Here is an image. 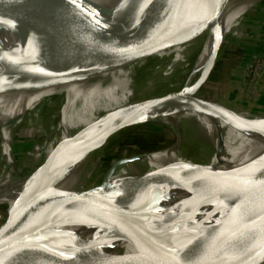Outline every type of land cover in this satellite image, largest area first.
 I'll use <instances>...</instances> for the list:
<instances>
[{
    "label": "water",
    "instance_id": "water-1",
    "mask_svg": "<svg viewBox=\"0 0 264 264\" xmlns=\"http://www.w3.org/2000/svg\"><path fill=\"white\" fill-rule=\"evenodd\" d=\"M15 3L21 5L23 18L14 21L0 12V30L12 27L21 29L27 41V52L15 54L0 42V92L52 84L154 56L191 32L196 22L193 17L200 8L213 15L226 6L228 0H129L119 11L100 9L84 0H66L65 7L53 12L49 7L51 0H0L2 6ZM192 4L195 7L191 8ZM79 9L91 11L96 16L87 23V19H84L86 15L81 18L77 14ZM55 26L75 28L77 32L70 36L59 33L60 48L43 56L38 50L41 37L48 33L57 35ZM252 65L251 62L247 68L243 87L246 86ZM212 67L205 71L202 82L192 94L186 93L183 86L162 96L129 102L106 114L105 120L94 123L71 143L60 166L57 165L56 155L60 144L58 141L51 154L48 157L45 154L42 162L33 170L15 217L0 224V264L264 263V159L240 173L205 174L203 177L207 181L199 176L201 182L213 186L211 191L215 195L226 193L240 197L237 202L240 207L228 221L223 224L196 223L182 227V223L177 222L180 218H176L172 220L176 222L175 229L162 234H125L140 252L139 256L128 257L105 251L116 250L119 241L117 233L105 232L101 237L102 246L71 236L48 235L57 228L96 217L134 218L140 225L142 219L138 217L139 220L134 213L141 202L138 198L136 201L104 204L100 200L86 205L82 202L100 192L114 189L117 183L119 192L123 193L163 182L171 169L182 170L184 174H188L191 169L185 163L175 162L164 166L156 174L134 181L121 183L112 179L120 164L142 155L139 154L114 160L101 182L84 191L68 192L53 187L60 172L62 174L67 168L79 163L119 130L152 122L149 118L156 112L183 101L207 105L218 113L223 109L228 113L225 115L227 120L235 125L252 127L264 121V109L252 115L254 117H246L233 110L242 112L237 108L195 95L209 77ZM120 114H129L134 120L110 132L113 127L111 117Z\"/></svg>",
    "mask_w": 264,
    "mask_h": 264
},
{
    "label": "bare ground",
    "instance_id": "bare-ground-1",
    "mask_svg": "<svg viewBox=\"0 0 264 264\" xmlns=\"http://www.w3.org/2000/svg\"><path fill=\"white\" fill-rule=\"evenodd\" d=\"M65 1L51 0L49 5L52 9L51 12L60 11L65 7ZM84 1L100 9L107 8L116 11L121 10L129 2V0ZM59 5L60 7H58ZM193 7L195 4L191 5V8ZM258 10L264 11V0H228L226 6L218 9L213 15L200 8L193 17L196 22L192 26L191 32L155 55L172 54L174 55L172 64H174L183 58L182 56L190 42L202 37L184 85L185 92L192 94L198 88V84L202 82L205 71L211 66H213L212 69L219 67L217 62L219 50L222 45L228 43L229 35L237 37L242 34L241 26L248 21L251 12ZM0 12L5 13L14 21L23 18V10L19 3L7 6L0 4ZM77 14L81 18L86 15L84 19H87V23L96 16L91 11H82L81 9L77 11ZM62 25H68V23ZM55 29L57 35L48 33L41 37L38 50L43 56L60 48L59 33L70 36L77 32L75 28L63 29L61 26H55ZM0 42L7 50L15 54L27 52V41L24 39L23 31L17 27L0 30ZM141 61L143 59L126 66L109 68L52 84L0 92L1 145L6 146L8 135H10V131L17 121L32 112L45 99L58 97V101L61 103L57 114L59 119L53 128L59 131V137L55 136L57 139L50 141L49 146L45 147V154L48 157L56 143L60 141L56 152L57 165L60 166L68 154L71 143L79 135L87 131L97 121L105 120L106 114L112 113L129 103L132 95V91L127 87L129 71L132 66ZM1 72L2 68L0 67ZM226 114L228 113H225L223 109H220L218 113L207 105L192 101L177 102L169 108L159 110L149 119L153 122L166 124L173 129L178 142L175 146L166 149L165 152L172 149L171 153L174 158L170 161H159L157 166L151 167L150 170H146L144 174L133 179H120L119 181L122 183L151 176L160 172L169 163L175 162L185 163L191 168L188 170V174L179 170L173 185L166 194L164 187L177 171L176 168L169 170L166 180L163 182L123 193L119 192L117 188L119 184L117 183L114 189L110 188L100 192L82 202L83 205H86L89 202L100 200V203L104 204L124 200L136 201L138 198L140 199L138 201L141 202L135 208L134 213H136L137 218L142 219L140 225L135 222L136 219L134 218L96 217L82 220L76 225L57 228L48 235L51 237L71 236L72 238L85 239L96 246H102L101 237L105 232L117 233L119 234V241L116 250L105 249V251L115 255L136 257L140 255V252L127 239L125 236L127 233L162 234L175 229L176 222L172 220L176 218H180L177 222H181L182 227L196 223L223 224L228 221L239 209L240 204L237 202L240 197L226 193L215 195L211 191L213 186L209 187L206 182H201L202 179L199 176L236 174L262 161L264 151L248 156L244 153L256 143L264 144V121L258 122L252 127L235 125L227 120ZM106 120L108 119L106 118ZM133 120L134 118L129 114L112 116L111 125L113 127L109 131L111 132L120 125ZM222 125H227V127L219 129V126ZM212 127H216V129L211 131L210 128ZM195 149L197 153L193 154ZM258 149L259 147H254V151ZM83 161L84 159H81L79 163L67 168L64 173L60 174V172L53 187L68 192L86 190L84 188L86 180L82 179V169L85 164ZM32 173L31 170L20 174V170L15 165L1 171L0 205L12 203L14 205L16 203L10 220L15 217L19 209ZM203 178L207 181L205 177ZM77 235L79 237H73Z\"/></svg>",
    "mask_w": 264,
    "mask_h": 264
},
{
    "label": "rangeland",
    "instance_id": "rangeland-1",
    "mask_svg": "<svg viewBox=\"0 0 264 264\" xmlns=\"http://www.w3.org/2000/svg\"><path fill=\"white\" fill-rule=\"evenodd\" d=\"M249 18L241 26L242 34L237 37L229 35L228 43L220 47L217 57L219 67L212 69L209 77L197 90V96L214 102H226L223 85L227 83L231 70L239 64L249 66L252 61H254L253 65L257 62L259 64L260 61L264 62V11L251 12ZM201 40L202 37H198L190 42L183 58L174 64H172L174 55L170 54L166 56L154 55L143 59L142 63L139 62L132 66L127 84V87L132 91L129 102L158 97L181 89L187 81L188 70L198 52ZM228 103L232 105L231 102ZM224 104L227 106L226 103ZM58 105V97L45 99L32 112L17 121L19 124L15 123L8 135L5 147L1 145L0 138V174L1 171L13 165L20 170V174H24L33 171L42 162L48 144L59 136V133L53 129ZM233 110L243 116L254 117L236 109ZM216 127L210 128L211 131ZM225 127L227 125H222L219 126V129ZM177 142L173 129L163 123L152 121L123 128L113 134L101 147L92 150L85 156L83 176L81 175L82 179L86 180L84 188L88 189L99 184L110 164L117 159L131 158L142 154L136 159L120 164L112 175L113 180L133 179L144 174L146 170L157 166L159 161L172 160L174 158L171 153L172 149L166 152L165 150L175 146ZM254 147H259V149L254 151ZM262 151H264V144L256 143L244 154L248 156ZM194 153H197L196 149ZM178 171L164 187L165 194L173 185ZM12 204L0 205V224L11 219L16 203Z\"/></svg>",
    "mask_w": 264,
    "mask_h": 264
},
{
    "label": "crops",
    "instance_id": "crops-1",
    "mask_svg": "<svg viewBox=\"0 0 264 264\" xmlns=\"http://www.w3.org/2000/svg\"><path fill=\"white\" fill-rule=\"evenodd\" d=\"M248 65L239 64L232 69L227 83L223 85L228 106L237 108L243 113L256 115L264 109V72L255 84V89L250 90L243 87V80L247 72ZM225 101V100H224ZM231 102L232 105H230Z\"/></svg>",
    "mask_w": 264,
    "mask_h": 264
},
{
    "label": "built area",
    "instance_id": "built-area-1",
    "mask_svg": "<svg viewBox=\"0 0 264 264\" xmlns=\"http://www.w3.org/2000/svg\"><path fill=\"white\" fill-rule=\"evenodd\" d=\"M252 62L254 63V61ZM263 72H264V62L263 61H260L259 64L257 62L255 65H252L249 78L246 82V87L250 90H254L256 81Z\"/></svg>",
    "mask_w": 264,
    "mask_h": 264
}]
</instances>
